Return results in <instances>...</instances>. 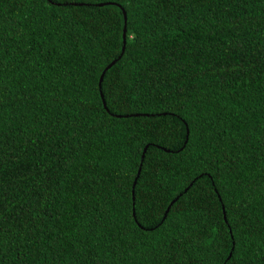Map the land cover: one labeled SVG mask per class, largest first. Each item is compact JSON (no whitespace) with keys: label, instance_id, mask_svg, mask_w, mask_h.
I'll return each mask as SVG.
<instances>
[{"label":"trees","instance_id":"obj_1","mask_svg":"<svg viewBox=\"0 0 264 264\" xmlns=\"http://www.w3.org/2000/svg\"><path fill=\"white\" fill-rule=\"evenodd\" d=\"M0 264H264V0H0Z\"/></svg>","mask_w":264,"mask_h":264},{"label":"water","instance_id":"obj_2","mask_svg":"<svg viewBox=\"0 0 264 264\" xmlns=\"http://www.w3.org/2000/svg\"><path fill=\"white\" fill-rule=\"evenodd\" d=\"M102 5H103V4H101V6H102ZM123 12H124V15H125L124 17H125V23H126V22H127V15H126V12H125V11H123ZM123 42H124V47H123V51H122V53H124V51H125V47H126V43H127V31H126V26H125V29H124ZM114 64H115V62H112V63H111L106 69H105V71L103 72V74H102V76H101V79H100V88H101V84H102V82H103V79H104V76H105L106 71H107L108 69H110ZM102 98H103V95H102ZM104 105H105V107H106L105 101H104ZM187 133L189 134V129H187ZM146 151H147V149H145V151H144L143 159H144V157H145ZM140 173H141V169H139V171H138V176L140 175ZM136 180H137V179H136ZM136 180H135L134 185H133L134 188H135V185H136ZM133 194H134V191H133ZM174 202H175V201H173V202L171 203V205H173ZM171 205L168 207V210H167L166 213H165L164 219L167 217V215H168V213H169V210H170V208H171ZM224 220L227 221V216H226V213H225V212H224ZM231 255H232V253L230 254V256H231Z\"/></svg>","mask_w":264,"mask_h":264}]
</instances>
